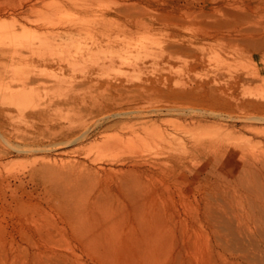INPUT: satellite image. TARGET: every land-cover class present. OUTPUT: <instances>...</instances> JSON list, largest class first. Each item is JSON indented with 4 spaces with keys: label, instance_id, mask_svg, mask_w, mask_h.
Wrapping results in <instances>:
<instances>
[{
    "label": "rangeland",
    "instance_id": "obj_1",
    "mask_svg": "<svg viewBox=\"0 0 264 264\" xmlns=\"http://www.w3.org/2000/svg\"><path fill=\"white\" fill-rule=\"evenodd\" d=\"M19 1L0 0V45L22 28L43 36L32 49L45 78H60L47 97L96 62L103 79L142 82L123 98L155 111V126L81 136L94 115L61 104L45 146L0 151V264H264V122L222 128L264 104V0H27L26 13L7 12ZM81 12L87 20L64 30L60 19ZM212 78L249 102L212 118L221 127L166 112L187 106L170 88ZM85 92L88 103L119 98Z\"/></svg>",
    "mask_w": 264,
    "mask_h": 264
},
{
    "label": "bare ground",
    "instance_id": "obj_2",
    "mask_svg": "<svg viewBox=\"0 0 264 264\" xmlns=\"http://www.w3.org/2000/svg\"><path fill=\"white\" fill-rule=\"evenodd\" d=\"M26 2L27 0H20L18 7L12 5L8 8L7 12L11 14H15V11H18L17 14L26 13L28 10V8H25L27 6ZM78 8L84 9L85 6L78 4ZM85 14V12H81L74 14L75 16L72 15L73 17L66 15L60 19L59 23L65 25L64 30L67 31L69 29L71 31V28L78 25ZM94 17L97 16L94 15L90 19L96 21L97 18ZM10 32L5 43L0 45V59L9 58L11 60L4 67L0 65V143L3 144L0 145V151L3 154L32 152L45 146L44 127L48 122V114L53 107L56 108L61 104L83 106L89 114L94 115L91 123L83 125L80 130L81 136L93 133L97 129L100 130L105 126L104 124H108L107 127H113L123 122H130L129 125L123 128L129 129L131 132L140 129L149 132L155 126V119L153 116L151 117V114L155 111L142 109L135 102L137 98L127 99L125 101V98H123L124 95H127L126 93L128 91H134L139 88L142 82L135 83L126 80L128 83L111 81L106 78L103 79L95 73V69L102 66L99 63L96 64V62H94L96 68L93 67L95 65L94 63H92V65L94 64L93 66L90 65L87 69H84L86 65L82 66L83 71L81 70L80 79L70 84L65 95L60 97H51L48 95L49 97H47L43 89L49 88V85L51 87L56 86L57 83L60 84V81L58 82L57 80L59 78L58 76H56L57 78L53 76V79L50 77L49 79L52 81L45 78L42 67L47 64V60L40 50L34 51L32 49L35 43H38L40 47V44L43 42V36L40 34L28 36L25 34V28H22L19 32ZM62 32L64 31L62 30ZM192 83H187V92L181 86L178 88H170L169 96L171 100L175 101L182 96L184 97V101H187V106L171 105L167 108L166 112H176L179 116L183 115V118L188 116L191 123H207L212 118H217L218 121L219 119H228V113L233 107H241L249 103L228 92L229 88L223 86V83L220 84L216 78ZM162 84L165 87L169 86L168 82L163 81ZM84 88L88 92L94 89L101 90V88L113 90V92L119 94V98H105V100L101 99L88 103L86 89L84 91ZM233 89L230 90L233 91ZM129 103L134 104L130 105ZM255 106V114L242 116L236 120L231 118L229 120L230 122H225L226 124L224 125L221 124L223 125L222 128L237 127V120L241 124L238 126L248 127V129L257 122H264V104H256ZM213 121L216 122V120ZM220 123L218 124L220 125ZM74 134L75 132L73 131L62 136L68 137ZM103 142L105 145H109L112 139L106 138ZM143 160L141 161L142 164L143 162L146 164V159L145 161ZM136 162L139 165L141 163L140 161Z\"/></svg>",
    "mask_w": 264,
    "mask_h": 264
}]
</instances>
